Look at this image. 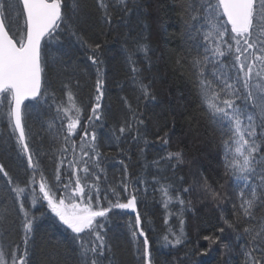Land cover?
<instances>
[{
  "label": "trees",
  "instance_id": "trees-1",
  "mask_svg": "<svg viewBox=\"0 0 264 264\" xmlns=\"http://www.w3.org/2000/svg\"><path fill=\"white\" fill-rule=\"evenodd\" d=\"M189 2L105 0L106 15L98 0H62L66 19L57 30V38L46 37L41 46V97L25 102L22 108L25 142L34 167L28 165L29 155L18 141L7 106H0V165L12 179L9 184L8 177L0 173V244L7 264H11L13 251L20 254L25 248L21 202L33 225L28 234L27 264H80L76 234L47 207L39 184L43 179L56 196L70 193L71 187L66 191L63 185L71 179L74 186L76 176L69 173L83 167L82 162L72 167L81 157L83 129L95 131L100 154L99 168L94 166V154L89 161L92 174L87 179L83 171L77 172L86 192L95 197V189L89 186L99 188V200L94 198L92 207L107 208L109 201L117 200L125 203L135 195L141 217L139 229L135 228L137 213L124 209L111 208L106 217H97L106 242L104 264H144L140 229L149 241L151 264H247L252 237L244 228L258 229L264 224V200L256 202L251 217H244L239 209V188L225 168L226 136L213 123L196 84L193 59L206 54V26L199 34L190 33L188 25L194 22L185 11ZM19 11V6L10 10L5 19L15 39L23 34L25 23L23 16L17 18ZM227 28L230 32V25ZM229 42L234 49V41ZM96 44L100 45L98 56ZM142 46H147V51ZM89 57L102 63L94 65ZM217 59L230 66L234 54L226 50V57ZM97 67L103 72L104 96L98 110L100 119L90 121L96 103ZM211 69L209 64L206 72L210 74ZM140 83L150 86L155 99L142 94ZM65 85L81 109L80 127L68 140L67 119L63 112H57V105L69 106ZM70 114L75 115L74 111ZM128 124L131 131L121 135L119 128ZM169 152H181L182 162L164 159ZM184 180L189 191H175ZM253 182L259 185L258 179ZM17 186L25 189L19 198L12 191ZM162 187H168L173 196L167 208ZM112 189L119 195H113ZM177 192L184 205L175 200ZM213 193L219 197L214 198ZM181 220L182 242L166 244L165 235L173 241V233L180 235ZM133 230L137 231L135 239ZM81 236L94 239L87 233ZM206 236L212 239L206 240ZM259 242L264 245V238Z\"/></svg>",
  "mask_w": 264,
  "mask_h": 264
},
{
  "label": "snow or ice",
  "instance_id": "snow-or-ice-1",
  "mask_svg": "<svg viewBox=\"0 0 264 264\" xmlns=\"http://www.w3.org/2000/svg\"><path fill=\"white\" fill-rule=\"evenodd\" d=\"M98 2L99 7L104 9L107 15L105 0H98ZM121 2L124 3L125 0H121ZM18 6L20 11L17 13V18L23 16L25 23L22 28L23 34L19 39H15L9 34L10 28H6L5 19L7 13L10 10H15ZM185 11L194 22L188 25L190 33L199 34L201 29L206 26V31L203 33L206 54L202 59H193V68L197 69L194 73L196 84L201 101L211 115L213 123L226 136V139L223 140L225 168L233 176L239 188V209L244 217H251V210L256 202L264 200V0H190ZM222 17H226V20H222ZM65 19L62 12V0H0V106H7L8 118L10 122L14 121L15 130L19 132L18 141L23 146L24 152H28L29 149L28 144L25 143L22 106L25 100H35L37 97H41L43 71L41 42L45 37L56 39L57 30L60 29V24ZM227 25H231L230 32ZM72 34L76 35L74 31ZM226 36L229 39H225ZM230 40L235 43L234 49ZM221 45L225 47L222 48ZM99 48L100 45L96 44L97 56ZM225 48L227 53L234 54L230 66L217 59L226 57ZM142 50L147 51V46H142ZM209 51L212 53L211 57L207 55ZM89 59L94 65L102 63L95 57H89ZM209 64L212 65L210 74L206 72ZM132 71L136 72L137 69L133 67ZM64 87L68 89V85ZM139 87L146 98L151 96L152 99H155L149 85L140 83ZM103 89V72L101 68L97 67L96 103L92 106V116L88 118L90 121L100 119L98 110L104 96ZM66 95L69 106L57 105V112H63L67 119L65 140H68L76 134V129L80 127L81 109L76 105L75 96L70 89ZM238 100L241 101L240 104L237 103ZM125 102L127 103V101ZM129 108H131L130 105ZM73 111L75 115L70 114ZM137 122L143 124V120ZM131 127V124H128L127 127L121 126L120 134L123 135L126 131H131ZM95 141V131L89 133L87 129H83L79 145L81 157L75 164H72V167L75 168L76 164L82 162L83 167L69 173V176L75 175L76 179L74 186H72L71 179L63 185L66 191L71 187L68 195H54L43 179L39 184V192L43 194V200L47 201V207L63 225L76 234L75 239L79 241L80 264H104L106 242L102 234L103 225L98 223L97 217H106L111 208L136 211L135 195L127 199L126 203L117 200L116 203L109 201L107 208L94 209L92 207L91 201L94 198L99 200V188L95 184L89 186L90 189H95V197L91 191L86 192L85 185L81 183L77 172L83 171L85 179L88 174H92L89 161L93 159V154L97 158L94 166L99 168L100 154L96 151ZM164 143L167 144L166 139ZM75 147L73 141V151H75ZM84 157L89 159L85 160ZM164 159L169 161L175 159L182 162L183 157L181 152H169ZM28 165L34 167L31 155L28 156ZM0 173L8 177L9 184L12 183V179L8 176L3 165H0ZM57 173H59V169H57ZM96 179L99 180V176H96ZM254 179L259 180V185L253 182ZM60 180L61 177L57 174L56 181ZM124 187L126 190V185ZM12 191L19 198L25 189L17 186L12 188ZM183 191L188 192L189 189L184 188ZM33 192H35L34 189ZM112 192L113 195H119L115 189H112ZM162 192L167 198L165 201L167 208L168 202L173 200V196L169 195L168 187H162ZM213 196L216 198L219 197V194L213 193ZM85 199H87V203H85ZM175 200L180 205H184V200L180 197L179 192L176 193ZM32 202L33 205L36 203L35 195H33ZM20 211L24 215L25 248L20 254L18 251L12 252L11 264H27L28 234L32 232L33 225L23 202L20 203ZM180 223V235L176 236L173 233L174 241L169 240L165 235L163 239L166 244L182 242L183 220ZM140 224L141 217L137 212L135 228L139 229ZM130 227L132 226L130 225ZM220 231L223 232V229ZM244 232L252 237V247L246 253L247 264H264V245L259 242L260 238H264V224H261L258 229L245 227ZM82 233H87L90 237L94 236V239H85L81 236ZM139 235L144 237L142 253L144 264H151L149 241L143 229L139 230ZM132 236L135 239L137 231L133 230ZM205 239L212 238L206 236ZM253 253H259V256ZM0 264H7L2 244H0Z\"/></svg>",
  "mask_w": 264,
  "mask_h": 264
},
{
  "label": "bare ground",
  "instance_id": "bare-ground-1",
  "mask_svg": "<svg viewBox=\"0 0 264 264\" xmlns=\"http://www.w3.org/2000/svg\"><path fill=\"white\" fill-rule=\"evenodd\" d=\"M188 180V179H187ZM189 182V181H188ZM185 184H187V183H185V180H184V183L183 184H180L179 183V186L176 188V190L175 191H183V189L184 188H190L189 186H188V184L187 185H185Z\"/></svg>",
  "mask_w": 264,
  "mask_h": 264
},
{
  "label": "water",
  "instance_id": "water-1",
  "mask_svg": "<svg viewBox=\"0 0 264 264\" xmlns=\"http://www.w3.org/2000/svg\"><path fill=\"white\" fill-rule=\"evenodd\" d=\"M41 44H42V42H41ZM41 86H42V82H41ZM38 98V97H37ZM36 98V99H37ZM28 100H32V99H28ZM27 100H25L24 101V103L26 102ZM12 124H13V127H14V129H15V125H14V121L12 122ZM16 131V130H15ZM16 134H17V136L19 137V132L18 131H16ZM26 153H28V152H26ZM126 210H130V209H126ZM132 212H136V211H133V210H131Z\"/></svg>",
  "mask_w": 264,
  "mask_h": 264
},
{
  "label": "rangeland",
  "instance_id": "rangeland-1",
  "mask_svg": "<svg viewBox=\"0 0 264 264\" xmlns=\"http://www.w3.org/2000/svg\"><path fill=\"white\" fill-rule=\"evenodd\" d=\"M197 194H195V198H196Z\"/></svg>",
  "mask_w": 264,
  "mask_h": 264
}]
</instances>
